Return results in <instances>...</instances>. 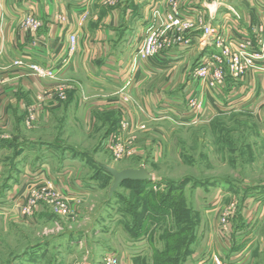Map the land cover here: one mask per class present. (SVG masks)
<instances>
[{
    "label": "rangeland",
    "instance_id": "obj_1",
    "mask_svg": "<svg viewBox=\"0 0 264 264\" xmlns=\"http://www.w3.org/2000/svg\"><path fill=\"white\" fill-rule=\"evenodd\" d=\"M175 3L179 8L180 1ZM193 24V34L212 47L202 48L198 39L191 47L176 45V50L182 47L181 57L174 61L173 77L164 80L167 91L175 86L177 92L180 108L173 115L164 111L163 119L142 117L129 92L142 81V70H135L117 94L114 111L102 107L93 114L92 128V114L74 96L55 97L60 109L43 129L27 126L24 107L25 119L19 121L25 129L17 122L16 138L26 135L58 148L38 168H50L45 171L56 188L55 200L66 198L71 214L64 215L56 201H42L35 215L23 216L26 207L1 192L21 175L14 159L6 161V175L0 178V195L8 196L0 210V264H264V78L256 74L264 69V54L256 48L262 58L241 79L227 71L224 97L212 100L214 95L193 86V78L203 60L219 50L213 37H204L203 17ZM260 29L264 26L254 32ZM139 46L131 49L133 60ZM65 86L64 91H73L80 84L72 80ZM83 90L82 103L88 99ZM43 93L36 98L40 106L46 101L39 103ZM200 93L207 109L190 111L188 100ZM11 137L0 129V139ZM118 146L125 155L121 158ZM38 147L45 157L41 145L34 156ZM104 166L118 171L143 167L154 181L126 182L110 197L115 180ZM78 169V176L65 172ZM78 182L85 195L74 193ZM31 183L24 184L21 195L31 193ZM155 209L161 215L150 212Z\"/></svg>",
    "mask_w": 264,
    "mask_h": 264
},
{
    "label": "crops",
    "instance_id": "obj_2",
    "mask_svg": "<svg viewBox=\"0 0 264 264\" xmlns=\"http://www.w3.org/2000/svg\"><path fill=\"white\" fill-rule=\"evenodd\" d=\"M103 1L0 0V129L13 135L10 139H0V178L6 175V161L11 159H14L16 171H21L16 181L3 191L0 186V191L15 197L18 203L24 202L25 194L21 195L23 187L26 188L24 184L38 180L36 173L50 169L46 166L38 168V165L46 158L56 156L59 151L51 145L44 146L45 143L30 136L25 135L21 140L16 138L19 128L25 129L23 121H19L20 116L25 119L24 107L33 106L39 94L49 92L53 95L61 89L63 96H74L85 108V113L92 114V128L96 122L92 119L93 114L101 111L102 107H106L108 112L114 111L117 94L127 86L135 71L131 49L144 39L149 24L162 23L171 1H180L179 10L183 18L195 21L202 16L208 26L221 30L226 36L231 30H240L243 36L254 41L256 47L258 39H255L254 31L264 26V0H121L117 5H105ZM29 15L42 23L37 33L30 34L22 26ZM59 16L66 18V22H60ZM250 17L252 22L248 19ZM69 34L78 37L77 51L72 56L67 53ZM198 43L207 50L212 47L208 40L203 43L198 39ZM181 51L182 47L168 52L161 60L140 64L142 81L130 87L129 92L136 97L145 120L163 119L164 111L173 115L180 108L175 104V86L167 91L169 87L164 80L167 75L173 77V69L178 64L174 61L181 57ZM15 61H22L23 65L16 66ZM32 64L55 70L56 79H42L30 69ZM259 70L256 74L264 78V69ZM70 80L77 81L80 87L64 91ZM252 86L253 80L250 83ZM81 89L88 96L83 103ZM203 89L206 91L205 87ZM56 98L43 103L40 121L33 129L39 125L38 129L47 127L49 116L60 109L56 107ZM63 103L64 100L61 105ZM17 122H20V127ZM40 145L46 150L45 157L39 147V153L34 156L35 148ZM79 171L65 170L67 175L75 173L77 176ZM78 185L73 187L74 193L85 195ZM4 194L0 195V204L8 197Z\"/></svg>",
    "mask_w": 264,
    "mask_h": 264
},
{
    "label": "built area",
    "instance_id": "obj_3",
    "mask_svg": "<svg viewBox=\"0 0 264 264\" xmlns=\"http://www.w3.org/2000/svg\"><path fill=\"white\" fill-rule=\"evenodd\" d=\"M175 2L176 1L169 2L172 8L166 12L165 19L160 25L152 24L147 28L144 39L141 41L136 51V58L134 59V67L137 72H140V64H142V62L159 60L166 53L176 51L177 46L185 44L191 47L196 43V40L199 39L198 35L193 34L195 27V24H193L194 21L183 18ZM234 14L237 16L236 13ZM58 20L63 23L66 22V18L62 16H59ZM22 26L25 31L33 34L40 30L42 23L35 16L29 15L24 19ZM204 31L205 39L213 37L214 44L219 51L217 55L213 54L211 57H207L203 60L200 68L195 72L193 83L197 87H205L207 92L214 95L211 97V99L214 100L216 95L223 96L222 90L225 86L228 72L231 78L238 80L243 78L250 69H254L258 66L257 61L262 57L258 54L256 48H259L264 54V30L260 29L255 33V39H258L257 47L254 41L243 36L240 30H231L228 36L225 34L223 36L221 30L207 25ZM77 41L78 37L76 34H69L67 53L70 56L74 55L77 51ZM14 64L16 66H22L23 62L15 61ZM30 69L35 71L42 79H56L57 77L55 70L44 68L37 64L30 65ZM58 96H63L61 89L57 90L53 95L49 92L45 93L39 98V103ZM206 101L202 93L196 94L188 100V109H191L193 112L202 113L207 109L205 104ZM40 108L41 106L36 103L26 109L28 113L26 124L29 128H33L38 121ZM120 150H122V152ZM117 152L120 153L117 154L118 158L125 156L123 149L119 148V146L116 148V153ZM36 175L38 180L32 181L28 187V191L31 193L29 192L30 194L28 196L27 194L25 195L24 202L18 203L22 205V209L23 206L26 207L22 215H35L37 211L36 208L42 201L47 203L56 201L58 206L63 208L62 213L64 215L69 214V212L71 214V211L67 208L65 203V201H67L66 198L55 200L53 190L55 191L56 188H54L52 182L47 179V172L42 170L39 174L36 173L35 176ZM1 205L2 204H0V210H4L5 208ZM224 223H226V220H224Z\"/></svg>",
    "mask_w": 264,
    "mask_h": 264
},
{
    "label": "water",
    "instance_id": "obj_4",
    "mask_svg": "<svg viewBox=\"0 0 264 264\" xmlns=\"http://www.w3.org/2000/svg\"><path fill=\"white\" fill-rule=\"evenodd\" d=\"M107 172L114 178V184L110 189V197L117 191V189L126 181L133 182H153L154 178L145 168L140 169H126L118 171L115 168L104 166Z\"/></svg>",
    "mask_w": 264,
    "mask_h": 264
},
{
    "label": "trees",
    "instance_id": "obj_5",
    "mask_svg": "<svg viewBox=\"0 0 264 264\" xmlns=\"http://www.w3.org/2000/svg\"><path fill=\"white\" fill-rule=\"evenodd\" d=\"M126 182H133V181H126ZM126 182H124V183H126ZM124 183H123V184H124ZM133 183H137V184H140V185H146V184H151L152 182H143V181H140V182H133ZM157 210H158V209H155V210L150 211V212L154 214L155 212H157ZM147 211H148V209H147ZM148 212H149V211H148ZM157 214H158V215H161V214L158 213V212H157ZM156 217H159V216H156Z\"/></svg>",
    "mask_w": 264,
    "mask_h": 264
}]
</instances>
